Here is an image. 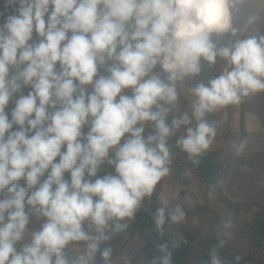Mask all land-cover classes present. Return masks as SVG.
Listing matches in <instances>:
<instances>
[{
  "label": "clouds",
  "instance_id": "1",
  "mask_svg": "<svg viewBox=\"0 0 264 264\" xmlns=\"http://www.w3.org/2000/svg\"><path fill=\"white\" fill-rule=\"evenodd\" d=\"M242 3L3 0L0 264H95L97 252L109 259L110 249L101 251L100 244L109 239L110 222L117 231L126 227L119 222L132 218L169 172L173 128L196 119L177 143L199 155L215 135L205 114L264 90V31L225 46L216 42L237 35L233 19ZM217 57L225 71L191 90L197 97L192 117L185 113L170 127L171 108L164 104L177 101V82L200 74L201 61L214 65ZM158 65L166 81L154 74ZM25 88L31 90L24 94ZM146 122L155 127L147 137ZM105 162L114 174L100 177ZM175 211L173 222L183 217L179 207ZM30 212L43 223L18 249ZM164 223L161 207L157 227ZM80 242L83 250L70 257L68 246ZM160 250L167 253L161 264H170L167 246ZM211 264H221L215 254Z\"/></svg>",
  "mask_w": 264,
  "mask_h": 264
},
{
  "label": "rangeland",
  "instance_id": "2",
  "mask_svg": "<svg viewBox=\"0 0 264 264\" xmlns=\"http://www.w3.org/2000/svg\"><path fill=\"white\" fill-rule=\"evenodd\" d=\"M2 3L3 0H0V11H2L4 8V4ZM238 8L239 10L234 14V19H233L234 27L239 29L237 35L232 36L231 34H226L225 36L216 39L218 47L227 45L229 41H235L236 37H239V35H241V39L245 38L251 26L264 25V17L257 16V13L258 15L259 13L260 14L264 13V10L257 11L256 8L253 7V5L250 7L248 0H243V3L239 5ZM255 11H257L256 14H254ZM250 18L252 19L250 20ZM201 64H202V70L200 74L192 77H186L184 79L185 82L183 81L184 83L191 84L194 87L199 83L207 84V82L210 79H213L218 75H220L222 67L226 66V62L220 57H217V62L214 65H209L206 61L203 60L201 61ZM30 90H31L30 88H25L23 90L24 94H27V92ZM247 99H248L247 96L241 97L239 103L218 107L213 112L206 113L203 118L205 121H207L210 125H212L215 128V135L211 137L213 141L210 142L209 146L212 147L211 150L213 151L223 148L225 149V163L223 170L220 174V177L218 179V183H217L218 186L214 187V185H209L206 183L203 192H199V190H197V194H195V196H197L196 199L194 197H190L187 194L188 197L187 196L185 197L183 204H180L179 206H173L175 210L177 207H179L180 209L183 208V210H181L183 212L182 219L174 223L176 225H179L180 228L182 227L184 229H191L193 227L192 224H190L189 222L193 220L194 216L197 213H200L201 211L202 212L208 211V214L204 217L205 218L203 221L204 223L201 228L202 234L199 233L197 236H195V238L193 239L194 241L192 242L193 244L195 241L198 240V237H200L201 235L202 238L204 236L210 240L211 237H214L215 234L214 231L217 228L215 227L212 218L210 220V209H212L215 206L216 204L215 201H219V202L230 201L228 202L229 204L238 202L242 204L241 206L250 207L259 204L258 202L261 201L259 197L260 198L264 197V179H263L264 161H262L264 159V151H263L264 147H260L258 143L260 137L264 135V131L255 132L246 128L247 121H249L250 124L252 123L247 118L248 117L253 118V114L248 113L249 111H247V105H249ZM262 101L264 103V98L262 99ZM13 107H14V103L10 102L8 109H6V111L10 112V110ZM196 123L197 122L195 121V119L192 118L191 124L187 125V127H194ZM238 146L241 147L240 151H237ZM63 150H66V147L62 149V151ZM250 153H259V154L248 155ZM244 158H250L252 160L248 162L247 159ZM57 159L59 160V157H57ZM253 162H254L253 167H251L250 165L249 167L246 164ZM229 178L231 179V181L228 180ZM65 179H70L69 173H65ZM21 183L23 184V181H21ZM223 187L226 188L228 193H231L232 195L225 193L223 191ZM256 193H260L262 195L259 196ZM228 196H231L230 198L234 196L233 198H238L239 201L229 199ZM176 203L178 204V202ZM163 205L164 203L160 201L159 197H156L150 200L151 208L147 206L146 207L143 206L150 213V216L153 219L151 221L153 227L157 226L156 224L157 209L164 207ZM262 205H264V203ZM175 210L173 209L171 210L173 211L171 215L173 214L178 215V213H176ZM29 215H30V223L28 225L24 239L17 243L18 249L24 243L30 241L31 233L33 231L39 230L43 223V218H38L36 215H33L31 212L29 213ZM168 218L169 217L166 216V212H165V219ZM206 220H209V222L206 223ZM193 221H196V219ZM119 223L125 224L126 227L117 231L114 229V225H112L110 222V226L106 230V235L109 236V239L103 241L100 244L101 251L105 248L110 249L109 259L104 260L101 257L100 252H97L95 256V264H134L132 254L141 244L142 239L145 238L142 229L146 227V225L145 226H140V224L134 225L127 218L120 221ZM193 225H197V224H193ZM85 227L86 230H88L87 225ZM93 235H95L94 232ZM136 238H138L139 241L137 242L132 253L129 255L128 252L124 251L125 247L127 245H130L131 242L136 241ZM210 240H207L206 242H209ZM208 244L209 243H207V248H209ZM81 250H83V242H80L79 244H70L68 246L67 251L71 257ZM157 251L161 252L160 248L154 249L153 252L149 254V256L155 262L161 264V255H159ZM126 253H128L127 256ZM190 258H192L193 261L196 262V264H201L204 262L205 264H211V260H212L211 257H207L206 253L199 251L192 253V257ZM221 264H223V262Z\"/></svg>",
  "mask_w": 264,
  "mask_h": 264
},
{
  "label": "crops",
  "instance_id": "3",
  "mask_svg": "<svg viewBox=\"0 0 264 264\" xmlns=\"http://www.w3.org/2000/svg\"><path fill=\"white\" fill-rule=\"evenodd\" d=\"M254 1L255 0H248L250 7L253 5ZM256 13L257 11H255L254 14ZM257 16L262 17L260 13L259 15L257 13ZM101 70L102 72H104L103 69ZM161 71L162 69L158 65L154 70V73L162 76L163 74H161ZM104 73L107 75L106 72ZM183 81L184 80L179 81L178 83V99L175 104H164V107L171 108V111L167 114L166 118V121L170 127L172 126V121L174 118H179L185 113H187L189 117H192L193 104L196 101L197 97L191 91L194 86H192L191 84H186L184 83L185 81ZM128 94H131L130 90L128 91ZM163 103L164 102H162V104ZM192 118L195 119L194 117ZM144 127L145 137L151 134H155V127L153 122H146ZM186 128L187 125H181L179 128H173L172 133L168 136L167 146L170 151V163H168L166 166L169 168V172L158 182L152 195L144 197L140 204L142 207H146L147 205H149L147 207L151 208L150 200H152V198L159 197L161 202L164 203V201H166V204L164 203L163 206L165 207L166 216L169 217L168 219H171V214L173 212L171 210H175L173 206H179L180 204H183L185 197H188V195L190 196V193H193V196L190 197H194L196 199L197 196H195V194H197V190H199V192H203L204 186L206 185L202 175L197 172L191 162L193 156H190L185 151L182 152V147L177 143V141L181 137L186 135ZM212 141L213 139H211V142ZM207 149H212V147L208 146ZM218 150L225 149L223 148ZM244 159H247L248 161L252 160L250 158ZM108 173H111V171L109 168V164L105 162L103 165H101L100 171L97 175L102 177ZM46 178L47 173H45L44 177H41V182H43V180ZM216 186H218V184L214 185V187ZM181 189L185 190L186 192L184 194H181ZM226 192L228 191L226 190ZM229 194L232 195L231 193ZM256 194H258L259 196L262 195L260 193ZM230 197L231 196H228L229 199L239 201L238 198H233L234 196L232 198ZM144 199L148 204L144 203ZM259 199L261 200L258 202L259 204L250 207L241 206L242 204L238 202L229 204L228 202L230 201H215L216 204L212 209H210V214L212 221L214 222V225L217 229L214 231L215 234L214 237H211V240L215 242V248L220 249V246H222V248L225 249L228 255L223 256L222 254L215 252L212 247L205 248L202 246L204 250L201 252L206 253L207 257L211 258L212 255L215 254L220 259L221 263L223 262V264H250L253 263V261L256 263L264 264V205H262L264 203V197H259ZM176 202H178V204ZM181 210H183V208ZM207 214L208 211H201L200 213H197L193 218V220L196 219V221L192 220L191 222H189L190 224H192L193 230L192 228L185 229L190 235L194 236V238L199 233H201V228L205 219L204 217ZM223 217H226L227 220H222L221 218ZM246 225L250 226V234L245 231ZM203 238H205L204 240L207 239L204 236ZM167 252L170 251L168 250ZM158 253L159 255H161V257L167 254L166 252ZM170 259H173V257L171 256Z\"/></svg>",
  "mask_w": 264,
  "mask_h": 264
},
{
  "label": "built area",
  "instance_id": "4",
  "mask_svg": "<svg viewBox=\"0 0 264 264\" xmlns=\"http://www.w3.org/2000/svg\"><path fill=\"white\" fill-rule=\"evenodd\" d=\"M254 3H264V0H255ZM246 38V37H245ZM236 39H241V35L239 37H236ZM101 74L106 75L102 70H100ZM162 79L166 81V75L164 74L163 70L161 71ZM179 81L177 82L178 86ZM162 103V102H161ZM82 131L86 134L88 131V128L85 127L82 129ZM110 155L112 153L110 152ZM111 173L114 174V167L112 165H109ZM222 220H227L226 217L221 218ZM210 220H211V214H210ZM209 220H206V223H208ZM249 223V222H248ZM247 223V224H248ZM249 225H246L245 231L249 233ZM248 229V230H247ZM143 234L145 235V238L142 239L141 244L138 246V248L135 250L133 255L134 264H159L158 262H155L152 258H150L149 254L153 252L154 249L160 248L161 245L167 246V251L170 250L174 243L176 241L181 242L183 245L193 246V249H197L200 252L204 249L199 246L198 242L195 241L194 244L193 241L190 240L181 230L179 225H176L172 220L165 219V223L163 224L162 228L156 227H144L142 229ZM196 264V262L193 261L192 258L188 257L183 262H177L173 259H171L170 264ZM201 264H205L201 263ZM250 264H260L253 261V263Z\"/></svg>",
  "mask_w": 264,
  "mask_h": 264
},
{
  "label": "water",
  "instance_id": "5",
  "mask_svg": "<svg viewBox=\"0 0 264 264\" xmlns=\"http://www.w3.org/2000/svg\"><path fill=\"white\" fill-rule=\"evenodd\" d=\"M264 31V25H254L251 26L249 31L246 34V37L249 35H256L258 32ZM226 66H223L221 71H225ZM155 74V73H154ZM241 147H237V151H240ZM225 150H211L204 149L199 155L193 156L192 164L197 172L202 175L205 183L209 185H216L218 183V179L223 170L225 163ZM238 156V155H237ZM245 161V160H244ZM248 166H254L253 163H246ZM249 166V167H250ZM223 191L226 192L223 187ZM186 191L181 189L180 193L184 194ZM229 194V193H228ZM190 196H193V193H190Z\"/></svg>",
  "mask_w": 264,
  "mask_h": 264
},
{
  "label": "trees",
  "instance_id": "6",
  "mask_svg": "<svg viewBox=\"0 0 264 264\" xmlns=\"http://www.w3.org/2000/svg\"><path fill=\"white\" fill-rule=\"evenodd\" d=\"M3 4V3H2ZM11 9L8 10V12L10 13ZM0 12H4V8L2 11ZM8 14V13H5ZM144 203L148 204L147 201L144 199ZM149 206V205H147ZM131 221V223H133L134 225L136 224H140V226H148V227H152L153 224H151V221L153 220L152 217L149 215V213L140 205L139 208L136 210L134 216L132 218H127ZM263 229V227H262ZM182 232L190 239L193 240L194 236L190 235L185 229H182ZM207 240H204L201 237H198V244L200 246H203L205 248H207V243L209 247H212L214 249L215 252L222 254L223 256H227L228 254L226 253L225 249L222 248V246H220V249L215 248V242L214 241H209V242H205ZM218 245V244H216ZM171 253V256L173 257V259L177 262H183L186 258L188 257H192V253L197 252L198 250L195 248L193 249L191 246L188 245H183L181 242L176 241L173 245V247L169 250ZM198 260V259H196ZM201 262V260H200Z\"/></svg>",
  "mask_w": 264,
  "mask_h": 264
},
{
  "label": "bare ground",
  "instance_id": "7",
  "mask_svg": "<svg viewBox=\"0 0 264 264\" xmlns=\"http://www.w3.org/2000/svg\"><path fill=\"white\" fill-rule=\"evenodd\" d=\"M253 7L256 8L257 11L264 10V3H253ZM261 15H262V17H264V13H261ZM221 73H222V71H221ZM263 95H264V90L254 92V93H250L247 96L248 97L247 102L249 104V105H247V111H249V113L253 114V118H250V117L247 118L252 123L250 124L249 121H247L246 122V128L249 130L255 131V132L264 131V103L262 101V99L264 98ZM258 143H259L260 147H264V135H262L260 137V140ZM263 151H264V149H263ZM251 154L255 155V154H259V153H250L248 155H251ZM262 161H264V159ZM248 162H250V161H248ZM263 172H264V167H263ZM228 180L231 181L230 178ZM138 241H139V239L136 238V241L131 242L130 245H127L125 247L124 251L128 252L130 255L132 253V251L134 250ZM128 253H126V256L128 255Z\"/></svg>",
  "mask_w": 264,
  "mask_h": 264
},
{
  "label": "flooded vegetation",
  "instance_id": "8",
  "mask_svg": "<svg viewBox=\"0 0 264 264\" xmlns=\"http://www.w3.org/2000/svg\"><path fill=\"white\" fill-rule=\"evenodd\" d=\"M249 113V112H248Z\"/></svg>",
  "mask_w": 264,
  "mask_h": 264
}]
</instances>
